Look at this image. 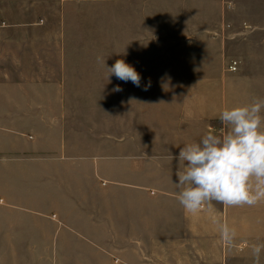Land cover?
Segmentation results:
<instances>
[{
    "label": "crops",
    "instance_id": "crops-1",
    "mask_svg": "<svg viewBox=\"0 0 264 264\" xmlns=\"http://www.w3.org/2000/svg\"><path fill=\"white\" fill-rule=\"evenodd\" d=\"M110 26L129 28L124 48ZM223 38L238 48L222 50ZM212 39L215 50L184 49ZM94 58L124 60L140 86L85 82ZM257 98L264 0H0V264H256L264 201L188 214L174 185L182 162L168 157L224 134L222 110ZM214 219L234 230L230 242Z\"/></svg>",
    "mask_w": 264,
    "mask_h": 264
},
{
    "label": "clouds",
    "instance_id": "clouds-1",
    "mask_svg": "<svg viewBox=\"0 0 264 264\" xmlns=\"http://www.w3.org/2000/svg\"><path fill=\"white\" fill-rule=\"evenodd\" d=\"M125 82L140 86V75L120 59L108 68ZM146 90V89H145ZM114 91H121L117 86ZM264 99L249 104L225 108L220 113L227 131L222 135L205 134L199 142L184 145L178 157L170 153L168 159L182 162V171L174 183L176 199L186 213L196 214L213 202L224 206H254L264 201ZM217 224L225 239L231 240L233 229ZM264 245L252 248L256 264Z\"/></svg>",
    "mask_w": 264,
    "mask_h": 264
},
{
    "label": "rangeland",
    "instance_id": "rangeland-1",
    "mask_svg": "<svg viewBox=\"0 0 264 264\" xmlns=\"http://www.w3.org/2000/svg\"><path fill=\"white\" fill-rule=\"evenodd\" d=\"M203 3H206V7H209V1L208 2H203ZM189 5H194L193 3H190ZM204 11L200 13L199 15V20L201 19L200 17L204 16V15H209L208 11H206L205 9H203ZM197 13H193V14H189L187 13L186 14V29L190 30L191 29V24H192V21L195 19V15ZM128 21V16L126 15L125 11H123L122 13V22L123 24ZM156 21V19H155ZM160 23L162 22L161 21V18L158 20ZM114 25H116V22L114 21ZM162 25V24H161ZM206 25V24H205ZM165 26V27H164ZM104 26H97V27H93L92 30H88L89 34L91 35H95V36H92V37H95L96 36H103L105 33H104ZM163 30L165 29V33H168L170 32L171 33V25H163ZM105 29H109L108 30V33L106 34V37L107 38H111V40H114V38H116L117 40L119 41H123V48H124V44L127 42L128 40V36H129V28L128 27H119V26H114L113 28L110 26L109 28H105ZM86 30V28H85ZM162 31L161 30H157V28H155V34H158V33H162L160 32ZM98 32H99V35H98ZM164 33V34H165ZM109 34V35H108ZM90 35V36H91ZM107 41H109V43H106L107 45H105V51H108V50H113V44H112V41L109 40V39H106ZM226 39L223 38V43L221 44V49L222 50H225L227 51L228 49H230V51H232V49H237L238 47H236L234 44L233 47L230 48V46L232 44H229L227 42H225ZM197 43V42H196ZM103 45V44H101ZM198 45V46H197ZM197 45H194L193 42H190V43H187V45H185V50H192V49H199L201 48L202 50H206V51H212V50H215L217 49V47H219L218 43H216L215 40H209L207 41L206 43H203L201 44L200 42L197 43ZM127 46V45H126ZM165 48H168V49H175V46L173 44H164V45H161V44H155V49H165ZM87 46L85 45V50H87ZM128 49V48H126ZM86 53H90L88 51H86ZM229 59H227V62L225 64V66L227 67V70L228 71H231V72H236V71H232L230 69V65L232 64L233 61H237L238 64H239V61L236 60V59H233L229 62ZM113 62V60H110V59H105V60H102V59H97V58H94V59H85V82H101V81H105V82H113L114 79H113V75H110L109 76V73H108V65ZM229 62V64H228ZM101 63H103V66L105 67V71L106 73L103 74H92L94 69H96L98 67V65H100ZM239 66V65H238ZM238 71V70H237ZM123 81V80H121ZM85 93H90V94H93L91 95L92 98H95L97 101H100V100H103L104 98H106V100L108 99H112V96L110 94H112V92H109V91H93V92H85ZM200 94H203V97L206 98L205 96L209 95V97L211 96H214L215 94L217 93H220L224 96L225 94V91H221V92H217V91H211V92H199ZM212 98V97H211ZM107 104V103H106Z\"/></svg>",
    "mask_w": 264,
    "mask_h": 264
},
{
    "label": "built area",
    "instance_id": "built-area-1",
    "mask_svg": "<svg viewBox=\"0 0 264 264\" xmlns=\"http://www.w3.org/2000/svg\"><path fill=\"white\" fill-rule=\"evenodd\" d=\"M230 69L232 71H236L238 69V62L237 61H233L232 64L230 65Z\"/></svg>",
    "mask_w": 264,
    "mask_h": 264
}]
</instances>
